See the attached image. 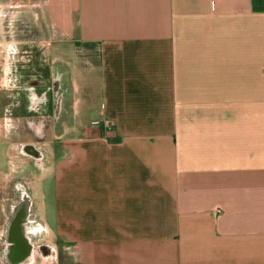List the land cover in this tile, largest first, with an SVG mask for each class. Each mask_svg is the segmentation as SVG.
I'll return each mask as SVG.
<instances>
[{"label": "crops", "instance_id": "1", "mask_svg": "<svg viewBox=\"0 0 264 264\" xmlns=\"http://www.w3.org/2000/svg\"><path fill=\"white\" fill-rule=\"evenodd\" d=\"M38 1L0 0V84L15 73L0 87V264L23 194L54 237L46 207L54 227L124 229L106 262L86 241L74 264H264V0ZM25 62L60 93L46 89L43 113L20 109ZM84 72L122 110L66 148L88 110Z\"/></svg>", "mask_w": 264, "mask_h": 264}, {"label": "flooded vegetation", "instance_id": "2", "mask_svg": "<svg viewBox=\"0 0 264 264\" xmlns=\"http://www.w3.org/2000/svg\"><path fill=\"white\" fill-rule=\"evenodd\" d=\"M20 70H16L18 77L21 78V86H19L20 95L23 102L20 105V109L23 108L24 113L30 111L32 114L37 111L38 113H43V106L46 104L45 93L46 89L48 92L53 91L55 96H59L60 93L57 92L56 85L54 83H49V80L43 79L40 75V79L37 77L42 71L37 67L35 63H28L27 65H21ZM26 69V70H25ZM32 73V74H30ZM36 73V74H33ZM36 86V89L34 87ZM59 89L61 85L58 84ZM33 89V90H32ZM61 90V89H60ZM62 91V90H61ZM34 95H30V94ZM32 96V97H30ZM58 98V97H57ZM57 101V100H56ZM59 110V109H58ZM58 110L54 115V119L58 118ZM60 113V111H59ZM52 118V120H53ZM28 119L22 117L18 120L19 125L13 126L12 131L18 135L28 134ZM16 129V130H15ZM35 135L41 134V132H32ZM28 153L35 154L36 150L33 147H25ZM28 198L25 194L21 195V202L17 207H9L8 218L2 231V245H1V257L4 264H14L18 261L20 249L25 251V255H31V262H24L23 264H33L34 256H39L46 263L47 261H52L51 264L55 263L54 259H57L56 255L51 252L50 247H48L45 242L38 243L39 237H42V232L45 233L46 229L42 223L36 217L34 212V207H29ZM17 218V228L12 226L13 220ZM21 227V230L18 228ZM19 232L20 235L19 236ZM38 238L37 241L35 239ZM21 244L22 247H19ZM18 245V249L16 248Z\"/></svg>", "mask_w": 264, "mask_h": 264}, {"label": "rangeland", "instance_id": "3", "mask_svg": "<svg viewBox=\"0 0 264 264\" xmlns=\"http://www.w3.org/2000/svg\"><path fill=\"white\" fill-rule=\"evenodd\" d=\"M34 1L35 2L33 4L39 3L38 0H34ZM19 28L21 29V25H19ZM24 32L25 30L22 31L21 29V31L18 33L19 36H17V33H16L14 35L15 36L14 38L25 40L27 36L24 34ZM24 46L26 47L28 45H24ZM25 55L27 54L25 53ZM25 59L26 58H24V60ZM23 65L24 66L27 65V63L25 62ZM7 74H8V77H7L8 80L4 82L3 86L6 87L7 90H10L11 89L10 87H12V84L15 81V77L13 76L15 75V73L11 71L10 73L7 72ZM84 76H85V78L83 77L84 86L88 89L89 92L91 91V96L89 95L88 100H87L88 110L85 111L83 114H80V119L83 121L82 126L79 129L80 131L76 133H72L74 135H66L62 138L63 140L66 141V146H65L66 148L73 146L72 144L69 143V140L74 139L75 136H80V138L87 139L88 138L87 136L89 135L87 132L89 129L91 128L96 129L98 127H102V122H101V119H99L98 115L102 116L105 110L109 109V111H117V112L122 110L121 105L123 102L121 100L118 101L117 102L118 104L115 105L113 108H111L112 102L108 103V105L105 106L104 96H103V99L100 100V95L95 94L96 89L94 85H92V82H91V80L95 78V75L90 76V74H86V72H84ZM3 86L0 84V87H3ZM13 86H16V83ZM17 86L19 87L21 85L18 84ZM91 139L97 141V143L93 146V151L98 153V158H99L102 156L101 153L103 151V148H102L103 145L100 143L99 139L97 138H91ZM109 170L110 168L107 165H105L104 163H101L100 168H99L100 174H106L107 171ZM68 172L72 173L73 170L68 169ZM105 186L106 188H108L106 184ZM70 191L72 192L73 189H70ZM50 201L51 200H49V202ZM37 208L40 210L39 215L42 214L43 208L42 207H37ZM50 209L54 211L55 207H46L44 209L45 219H47V222L50 225L52 232L56 234V237H54L52 233L50 232L48 233L47 229H44L45 233L42 232L43 233L42 237H39V240L38 238H36L35 241L38 240L39 241L38 243L45 242V244L48 247H50V250L54 254V256L56 255V257H58L57 259H54L55 263L57 262V264H74V260H71L70 257L72 256L75 246L77 245L81 248L86 241H93V242L98 243L96 247H93L94 252L99 255L102 262H106L107 254L110 251L109 249L110 247H108L106 244L110 242L113 238H119L123 236L124 229H110L107 227L83 228V229H75L74 227H70V228L64 229V228L54 227V222L50 219V213L48 212V210ZM58 233H60L61 235H64L65 237L64 245L68 246L70 249L68 250L64 249L63 245L59 241ZM38 258L40 257L38 256ZM51 263L52 261H49V260L46 263L45 261L41 262L39 259H37L35 264H51Z\"/></svg>", "mask_w": 264, "mask_h": 264}, {"label": "water", "instance_id": "4", "mask_svg": "<svg viewBox=\"0 0 264 264\" xmlns=\"http://www.w3.org/2000/svg\"><path fill=\"white\" fill-rule=\"evenodd\" d=\"M17 222H18V219L17 218H15L14 220H13V224H12V226H14L15 228H17ZM18 228L21 230V227H19L18 226ZM19 236H21L20 235V232H19ZM19 245V247H22V245L21 244H18ZM18 245H17V249H18ZM19 250H21V252H20V254H19V258H18V261L17 262H15L14 264H23L24 262H31V259H32V257H31V255L29 256V255H25L26 253H25V251H23L22 249H20L19 248ZM25 263V264H26Z\"/></svg>", "mask_w": 264, "mask_h": 264}]
</instances>
